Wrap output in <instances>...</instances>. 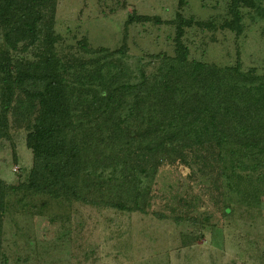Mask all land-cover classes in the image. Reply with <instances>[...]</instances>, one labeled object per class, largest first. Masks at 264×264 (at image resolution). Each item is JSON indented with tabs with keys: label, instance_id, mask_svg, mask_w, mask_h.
<instances>
[{
	"label": "rangeland",
	"instance_id": "rangeland-1",
	"mask_svg": "<svg viewBox=\"0 0 264 264\" xmlns=\"http://www.w3.org/2000/svg\"><path fill=\"white\" fill-rule=\"evenodd\" d=\"M230 1L42 0L38 40L26 50L27 41L21 40L8 55L11 65L37 63L50 50L74 66L69 73L78 81L109 68L114 81L130 83L140 68L155 73L166 57L175 56L172 21L180 14L193 22L182 36L189 60L238 66L244 72L254 68L263 75L264 15L239 4L243 30L236 34L224 26L230 20ZM252 1L264 7V0ZM197 21H211L214 27H198ZM2 33L0 25V54ZM124 43L126 53L120 54ZM100 48L107 51L98 52ZM2 97L0 86V113ZM36 105L15 89L4 113L0 179L5 185L29 182L33 153L26 136ZM217 152V162L207 166L206 174L192 162L188 166L177 160L161 164L149 179L142 177V186L147 184L150 191L143 212L8 189L0 264H264V169L234 144ZM192 154L186 159L192 161ZM78 176L89 196L97 183L87 179L84 169ZM113 184L104 189L103 199L128 201L129 191ZM227 205L229 213L224 214Z\"/></svg>",
	"mask_w": 264,
	"mask_h": 264
},
{
	"label": "trees",
	"instance_id": "trees-1",
	"mask_svg": "<svg viewBox=\"0 0 264 264\" xmlns=\"http://www.w3.org/2000/svg\"><path fill=\"white\" fill-rule=\"evenodd\" d=\"M41 3L0 0V136L6 134L4 113L15 89L37 102L26 136L33 153L29 182L11 186L0 179V227L8 189L143 212L150 202L149 186H142L144 179L151 178L164 162L180 160L188 166L192 162L206 174L207 166L217 162V149L229 143L246 151L254 166L264 169V74H256L254 68L244 72L238 66L189 60L182 36L193 25L192 19L176 15L172 21L175 56L166 57L168 61L155 73L146 74L140 68L136 81L126 83L114 81L106 68L78 81L69 73L74 66L50 50L37 63L11 65L8 53L19 41H27L22 47L26 50L38 40ZM241 3L264 15V7L252 0H231L230 20L224 26L236 34L243 30ZM194 24L214 27L211 21ZM104 51L100 48L98 52ZM117 52L126 53L125 43ZM190 153L192 161L186 159ZM81 169L87 171V179L97 183L89 196L88 186L78 180ZM112 184L129 191L128 201L103 199L104 189ZM228 208L224 214L229 213Z\"/></svg>",
	"mask_w": 264,
	"mask_h": 264
}]
</instances>
